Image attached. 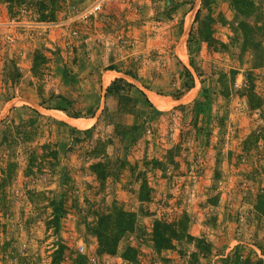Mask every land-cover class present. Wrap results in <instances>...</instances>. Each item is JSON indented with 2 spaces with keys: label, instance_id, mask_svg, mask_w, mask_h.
<instances>
[{
  "label": "rangeland",
  "instance_id": "rangeland-1",
  "mask_svg": "<svg viewBox=\"0 0 264 264\" xmlns=\"http://www.w3.org/2000/svg\"><path fill=\"white\" fill-rule=\"evenodd\" d=\"M207 1L0 0V264H264V0ZM112 202L136 220L110 255ZM181 213L199 241L155 250Z\"/></svg>",
  "mask_w": 264,
  "mask_h": 264
},
{
  "label": "trees",
  "instance_id": "trees-1",
  "mask_svg": "<svg viewBox=\"0 0 264 264\" xmlns=\"http://www.w3.org/2000/svg\"><path fill=\"white\" fill-rule=\"evenodd\" d=\"M40 2L34 3L35 0H28V3L31 5H41L42 0H39ZM208 1L207 0H201V7L204 6ZM232 6L234 7V10H236L238 13H244L243 8L247 5V0H231ZM209 11V8L207 7V12ZM197 13H199V9L197 10ZM196 13V16H197ZM195 16V17H196ZM206 18H209V15H205ZM45 15H40V19H45ZM48 18V17H47ZM202 26L200 27V33L199 38L207 42V44L210 43L211 38L209 35V27L208 21H202ZM189 64L192 65V61L189 60ZM188 72V71H187ZM121 80V79H118ZM116 80H113L108 86L105 87L106 93H112L117 95L119 90L122 89L118 84H116ZM92 171L96 174L97 177L103 178L105 171L104 167L100 163H93L91 166ZM145 183L142 182L139 186L138 191V199L139 200H148L149 195L147 194ZM56 208V207H54ZM254 212L258 213V215L264 214V202L261 207H258L256 204H254ZM61 212L57 208L55 209L52 218L50 219L51 223L56 226L57 221L60 217ZM136 220V215L132 211H126L119 206L115 205L114 202H112L109 205L108 211L104 213H99L96 215L95 220L93 222V226L91 227V232L93 233L95 240H96V246L97 251L99 253L104 254H114L115 250L117 248V243L120 239V237L127 231L131 230V228L134 226ZM49 221V222H50ZM187 217L185 213H181L177 218L172 219L171 221H165L163 219L156 218L152 222L151 226V242L155 250H161V249H168L173 246V242H177L180 240L190 241L194 240L190 234L187 232ZM196 242L199 241V239H195ZM256 248L260 251L262 254L264 251V244L260 241L256 242ZM126 250H131L130 247H127ZM235 255V254H234ZM234 255H232L234 257ZM194 257V255H191ZM124 259H131L132 254H124L121 256ZM231 256H226L225 261L230 259ZM254 264L261 263V259L257 258V260L253 261ZM251 263V262H250ZM249 263V264H250ZM198 264V263H195ZM200 264V263H199Z\"/></svg>",
  "mask_w": 264,
  "mask_h": 264
},
{
  "label": "crops",
  "instance_id": "crops-1",
  "mask_svg": "<svg viewBox=\"0 0 264 264\" xmlns=\"http://www.w3.org/2000/svg\"><path fill=\"white\" fill-rule=\"evenodd\" d=\"M180 35H181V34H180ZM103 74L108 76V81H106L105 83H102V84H101L102 89H104L106 86H108L109 83H110L114 78H122V77L124 78V77H125V75H123L122 72L117 71V70H114V69H108V70H105V72L102 73L101 76H103ZM142 92L144 93V95H145L147 98H149L147 92H150V93L155 94L154 92L149 91V90H145V89H143V88H142ZM155 96H156V94H155ZM90 124H91V123H90Z\"/></svg>",
  "mask_w": 264,
  "mask_h": 264
},
{
  "label": "built area",
  "instance_id": "built-area-1",
  "mask_svg": "<svg viewBox=\"0 0 264 264\" xmlns=\"http://www.w3.org/2000/svg\"><path fill=\"white\" fill-rule=\"evenodd\" d=\"M98 8V4H94L92 5L88 10L84 11V16L88 13V14H94L96 12V9Z\"/></svg>",
  "mask_w": 264,
  "mask_h": 264
}]
</instances>
